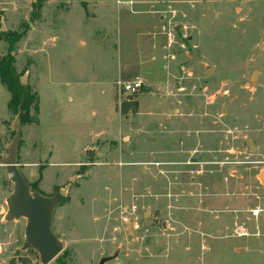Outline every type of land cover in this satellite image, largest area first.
Segmentation results:
<instances>
[{
	"label": "rangeland",
	"instance_id": "rangeland-1",
	"mask_svg": "<svg viewBox=\"0 0 264 264\" xmlns=\"http://www.w3.org/2000/svg\"><path fill=\"white\" fill-rule=\"evenodd\" d=\"M8 34L37 96L17 168L66 193L48 264H264V0H0V58ZM13 189L0 165V264H41L5 218Z\"/></svg>",
	"mask_w": 264,
	"mask_h": 264
},
{
	"label": "water",
	"instance_id": "water-1",
	"mask_svg": "<svg viewBox=\"0 0 264 264\" xmlns=\"http://www.w3.org/2000/svg\"><path fill=\"white\" fill-rule=\"evenodd\" d=\"M209 73L206 70V74ZM257 72L251 75V80L255 79ZM22 85L26 84L25 79H21ZM132 99V97H130ZM21 125L16 126V134L8 148V155L4 159H0V165L5 167L8 179L13 183L14 189L12 194L6 200L7 213L6 220L26 219L25 226V242L23 250L32 249L39 255L41 264H48L54 260L63 249L62 243L54 234L52 229L54 210L60 199L66 195L61 190L52 196H44L38 191H32L28 182L21 174L16 164V156L21 136ZM249 149H253L252 143H248ZM87 157H92L91 151L86 152ZM264 182V174L261 176ZM104 257L100 259L98 264H105L114 258Z\"/></svg>",
	"mask_w": 264,
	"mask_h": 264
},
{
	"label": "trees",
	"instance_id": "trees-1",
	"mask_svg": "<svg viewBox=\"0 0 264 264\" xmlns=\"http://www.w3.org/2000/svg\"><path fill=\"white\" fill-rule=\"evenodd\" d=\"M14 35L5 37L8 45L7 53L0 58V83L8 91L10 98L7 102V110L17 117L18 123L23 126L34 122L31 109L37 105V96L29 86L22 85L15 70V59L12 55L14 43L20 40L22 35L12 39Z\"/></svg>",
	"mask_w": 264,
	"mask_h": 264
},
{
	"label": "built area",
	"instance_id": "built-area-1",
	"mask_svg": "<svg viewBox=\"0 0 264 264\" xmlns=\"http://www.w3.org/2000/svg\"><path fill=\"white\" fill-rule=\"evenodd\" d=\"M141 86H142V81L136 79L135 81L132 82L122 83L120 85V88L124 92V94L128 97V96H134L141 89Z\"/></svg>",
	"mask_w": 264,
	"mask_h": 264
}]
</instances>
